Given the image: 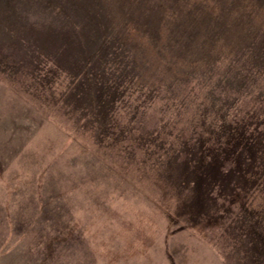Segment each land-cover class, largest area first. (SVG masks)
Masks as SVG:
<instances>
[{
    "label": "rangeland",
    "instance_id": "rangeland-1",
    "mask_svg": "<svg viewBox=\"0 0 264 264\" xmlns=\"http://www.w3.org/2000/svg\"><path fill=\"white\" fill-rule=\"evenodd\" d=\"M0 264H264V0H0Z\"/></svg>",
    "mask_w": 264,
    "mask_h": 264
}]
</instances>
